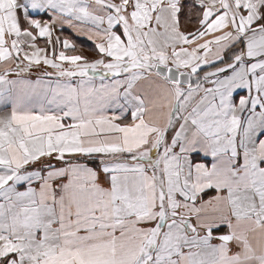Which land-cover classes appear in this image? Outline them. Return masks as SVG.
I'll return each instance as SVG.
<instances>
[{
  "label": "snow or ice",
  "instance_id": "snow-or-ice-1",
  "mask_svg": "<svg viewBox=\"0 0 264 264\" xmlns=\"http://www.w3.org/2000/svg\"><path fill=\"white\" fill-rule=\"evenodd\" d=\"M0 264H264V0H0Z\"/></svg>",
  "mask_w": 264,
  "mask_h": 264
},
{
  "label": "rangeland",
  "instance_id": "rangeland-1",
  "mask_svg": "<svg viewBox=\"0 0 264 264\" xmlns=\"http://www.w3.org/2000/svg\"><path fill=\"white\" fill-rule=\"evenodd\" d=\"M76 42H77L78 45L81 44V40H77ZM86 47H87V46H84V47H82L80 50H81V52H82L83 54L88 55V56L91 57V56L93 55V52L90 53L89 49H87Z\"/></svg>",
  "mask_w": 264,
  "mask_h": 264
},
{
  "label": "crops",
  "instance_id": "crops-1",
  "mask_svg": "<svg viewBox=\"0 0 264 264\" xmlns=\"http://www.w3.org/2000/svg\"><path fill=\"white\" fill-rule=\"evenodd\" d=\"M81 39H83V38H81ZM89 43H90V42H89ZM86 48H87V49H89L90 53H92V51H91L90 47H88V46H87Z\"/></svg>",
  "mask_w": 264,
  "mask_h": 264
}]
</instances>
